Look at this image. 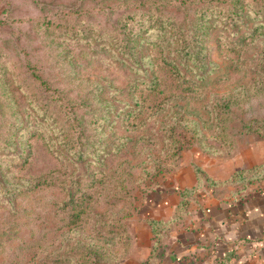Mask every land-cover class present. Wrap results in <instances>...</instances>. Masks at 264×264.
Returning a JSON list of instances; mask_svg holds the SVG:
<instances>
[{"label":"rangeland","instance_id":"374dc122","mask_svg":"<svg viewBox=\"0 0 264 264\" xmlns=\"http://www.w3.org/2000/svg\"><path fill=\"white\" fill-rule=\"evenodd\" d=\"M259 138L264 0H0V264H152L150 192Z\"/></svg>","mask_w":264,"mask_h":264},{"label":"crops","instance_id":"0c3cea01","mask_svg":"<svg viewBox=\"0 0 264 264\" xmlns=\"http://www.w3.org/2000/svg\"><path fill=\"white\" fill-rule=\"evenodd\" d=\"M235 151L224 157L193 150L150 192L139 211L143 222L173 217L182 198L177 189L193 188L182 222L167 231L165 255L154 264H264V173L230 180L235 171L264 163V138ZM141 226L144 257L153 240L148 225Z\"/></svg>","mask_w":264,"mask_h":264},{"label":"trees","instance_id":"16d2710c","mask_svg":"<svg viewBox=\"0 0 264 264\" xmlns=\"http://www.w3.org/2000/svg\"><path fill=\"white\" fill-rule=\"evenodd\" d=\"M157 87V86H156ZM198 178H200V171L197 169ZM264 173V163L258 166L251 167L249 169L237 170L230 176V180H234L239 178L238 180H249V179H257L258 176ZM264 175V174H263ZM211 184L215 182L209 181ZM181 194V201L179 205H177V211L175 215L167 220H159L154 218L146 219V223L148 224L151 233H152V245L150 248V252L146 259L150 260L149 262L154 264L160 261L166 252V244H165V236L167 231L175 226L178 223L182 222L183 219V211L186 207L189 194L193 191V188L190 189H177ZM130 212V211H129ZM130 214V213H129Z\"/></svg>","mask_w":264,"mask_h":264}]
</instances>
